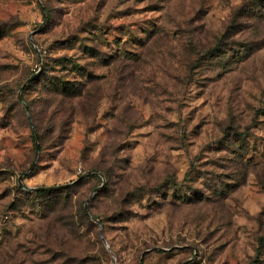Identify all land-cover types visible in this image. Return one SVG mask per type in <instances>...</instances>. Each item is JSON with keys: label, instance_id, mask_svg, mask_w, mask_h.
Returning <instances> with one entry per match:
<instances>
[{"label": "rangeland", "instance_id": "1", "mask_svg": "<svg viewBox=\"0 0 264 264\" xmlns=\"http://www.w3.org/2000/svg\"><path fill=\"white\" fill-rule=\"evenodd\" d=\"M184 263L264 264V0H0V264Z\"/></svg>", "mask_w": 264, "mask_h": 264}, {"label": "water", "instance_id": "2", "mask_svg": "<svg viewBox=\"0 0 264 264\" xmlns=\"http://www.w3.org/2000/svg\"><path fill=\"white\" fill-rule=\"evenodd\" d=\"M37 75H34V76H32L30 79H28L27 80V82L23 85V88H22V90H21V92H20V95H19V98L21 99V100H23L22 99V96H21V93H22V91L24 90V88L36 77ZM23 104H24V106H25V108L27 109V105L25 104V102L23 101ZM28 110V109H27ZM28 114H29V116H30V113H29V111H28ZM31 122V126H32V128H33V130L35 131V127H34V125H33V123H32V121H30ZM36 139H37V143H36V157H38V155H39V153H40V147H39V143H38V135L36 134ZM36 161H37V158H36V160H35V162L32 164V166H31V168H30V171L34 168V165H35V163H36ZM64 186H56V187H42V188H36V189H30V188H28V187H24L25 189H27V190H31V191H53V190H58V189H61V188H63ZM98 190H100V188L99 189H97L96 191H98ZM95 191V192H96ZM86 212H88V209H87V207H86ZM101 236H102V240H103V242H104V244L108 247V248H110L109 247V245L107 244V242H106V240H105V237H104V235H103V233H101ZM184 264H187V263H184Z\"/></svg>", "mask_w": 264, "mask_h": 264}, {"label": "trees", "instance_id": "3", "mask_svg": "<svg viewBox=\"0 0 264 264\" xmlns=\"http://www.w3.org/2000/svg\"><path fill=\"white\" fill-rule=\"evenodd\" d=\"M61 85H63V87H61V89H63V90H66L67 88H66V86L64 85V84H61ZM29 108H30V106H29ZM34 134H35V136H36V132L34 131ZM40 135V134H39ZM41 137V136H40ZM40 150H42V148L40 147ZM66 190H68V188H66V189H62V190H60V191H66ZM34 193L37 195V196H43V195H46V194H49V193H51V192H45V191H34ZM84 215L86 216V214L84 213ZM86 218H87V216H86ZM261 245H262V243H261Z\"/></svg>", "mask_w": 264, "mask_h": 264}]
</instances>
